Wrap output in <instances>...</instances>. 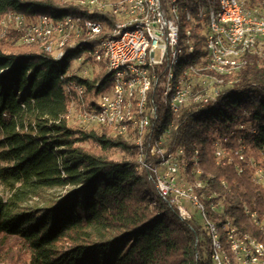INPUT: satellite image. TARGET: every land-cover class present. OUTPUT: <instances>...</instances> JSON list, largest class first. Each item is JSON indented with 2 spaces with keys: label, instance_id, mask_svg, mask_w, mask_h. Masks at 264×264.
I'll return each instance as SVG.
<instances>
[{
  "label": "trees",
  "instance_id": "obj_1",
  "mask_svg": "<svg viewBox=\"0 0 264 264\" xmlns=\"http://www.w3.org/2000/svg\"><path fill=\"white\" fill-rule=\"evenodd\" d=\"M244 1L264 8V0ZM11 10L29 17L90 18L107 26L102 37L115 23L108 12L59 0H0V19ZM14 38L10 33L0 39V180L10 191L8 197L0 194V239L18 236L24 246L6 254L25 264H216L217 240L235 264L227 224L264 244V181L256 176L264 170V56L248 53L242 68L225 77L233 82L199 111L185 108L174 114L161 107L155 125L168 131L169 149L183 147L189 157L198 152L206 182L201 193L215 239L206 223L181 217L160 196L150 172L139 167L134 141L104 126L84 129L66 118L76 86H83L84 98L94 102L112 84L105 65L93 77L72 68L99 39L67 45L56 59L36 45H16ZM203 41L201 25L183 19L181 66L201 60ZM92 61L87 56L85 63ZM220 138L222 157L216 154ZM56 187L65 190L52 203L23 205ZM218 202L221 212L212 207ZM24 248L28 258L21 257Z\"/></svg>",
  "mask_w": 264,
  "mask_h": 264
},
{
  "label": "bare ground",
  "instance_id": "obj_2",
  "mask_svg": "<svg viewBox=\"0 0 264 264\" xmlns=\"http://www.w3.org/2000/svg\"><path fill=\"white\" fill-rule=\"evenodd\" d=\"M61 1H68V3H73L83 8L87 7V11L100 10L113 15L115 17V23L107 34V36H111L113 33V40H123L125 32H138L140 37L144 39L146 51L143 53V61L146 71L142 73L141 76H138V72L135 71L133 65L125 63V60H117V69H113L112 61L106 60L102 55V47L99 42L92 45L85 53L93 59L94 63L104 62L105 69L112 74V84L110 88L102 93L113 91L115 107H117L113 112V120L100 121V115H91L87 119V112L92 111H98V113H101L104 117H111V109L107 107V103L105 102H88L83 95V92H85L83 86L75 87L78 95L77 98L70 101V105L80 104L79 118L82 128H86V126L90 124L104 126L113 134L121 135L134 141L140 149L138 157L139 167L146 168L145 161H142V151L146 146L145 128H147L151 119V109H149V102L146 101L153 100L151 88H153L156 83V64L154 58L156 56L157 41L154 40V32L150 28V25L141 22L150 21L153 18L152 0H134L139 7H129L122 10L109 9L108 3H101V1L88 3L87 0ZM234 3H238V6L248 9L250 19H264V12L254 10V8L247 5L244 0H171V13L174 18L175 35L174 43L172 44L169 73L167 76V87L164 91L163 107L169 109L172 113L175 114L176 99L177 95L181 93V81H183V76L188 72V68L189 75H198V67L196 65L201 62L200 60L189 65L181 66L183 55L186 52L181 44V22L183 19L191 22V24L199 23L201 25V33L204 37L203 49L205 50V55L201 59L203 63H206L209 69V75L215 78L213 79L212 93H219V86L231 84L233 82L232 80L227 81L225 77L235 74L245 64L246 55L251 53L249 42L252 39L258 43V49H264V20H250L249 17H241L240 25L243 32L232 33V40L240 41L238 44H234V42L230 40L231 19L228 18V11L230 9V4ZM17 13L18 11L15 10L7 12L1 19L0 24H4L6 20L7 24H14L15 21H17ZM38 17H49L53 18V20H67L70 18L72 21H95L99 23L98 27L90 31H88V29L70 31L69 37H66L64 41H57L51 48L49 45H39V40L18 39L22 44H33L42 48L53 57H57L56 59L63 57L67 45L74 46L78 41L86 43L95 38L103 39L104 37L101 35L107 28V26L100 21L73 14H65L59 17L41 14L38 15ZM119 24L125 25V29H119ZM186 34V43L190 45L188 53L191 54L195 50V46L191 39V27L187 28ZM36 38H44V30H36ZM216 38L223 43L224 49H219V43ZM183 49L185 50L184 53L180 52V50ZM61 52L63 53L61 54ZM85 54L78 56L76 60L82 59ZM258 55L263 56V54ZM84 63L85 62H79L81 65ZM117 70L119 73H122V80L129 81L126 88H123L122 83H120ZM218 96L214 97V100L211 102L215 101ZM70 105L66 114L68 120L73 116ZM206 105L199 106V108L191 111H199ZM185 108L186 107H178L177 113ZM81 122H84V124H81ZM162 130L163 126L159 127V131H157L155 125H153L151 138L160 139V136H165L168 131ZM167 137L168 135L166 136V142ZM222 141L221 138L218 140V154L225 153L224 149L221 147ZM181 150L184 158L182 179H188L187 189L191 191L192 197L203 198L204 193H201L202 185L198 180V176L190 175L195 168L202 170L199 166L198 152L192 157H189L187 151L183 147H181ZM160 167H164V160L152 162V171H159ZM190 176H192V180ZM256 176L262 181L263 179L261 178H264V170H258ZM205 187L206 182L204 181V188ZM159 194L167 201L164 193ZM168 202L174 206L173 202ZM200 208V219L207 225L212 226L214 238L216 239L218 236L217 230L210 222L208 210L203 199H200ZM179 214L181 217L188 219L186 216L182 215L180 211ZM252 216L254 217V213H252ZM246 242L248 243H245V250L252 251V264H264V260L261 258V256L264 255V244L249 235H246ZM215 244L220 253L221 262L232 264L231 255L226 250L222 249L217 240ZM231 253L234 258L236 255L234 244H231Z\"/></svg>",
  "mask_w": 264,
  "mask_h": 264
},
{
  "label": "built area",
  "instance_id": "obj_3",
  "mask_svg": "<svg viewBox=\"0 0 264 264\" xmlns=\"http://www.w3.org/2000/svg\"><path fill=\"white\" fill-rule=\"evenodd\" d=\"M59 1L68 3V1ZM93 1L108 3L109 9L122 10L129 7H139L134 0H87V3ZM152 4L153 18L150 21L141 22L150 25V28L154 32V40L157 41L156 56L154 58L156 64V83L155 86L151 88L153 100L146 101L149 102V109H151V119L147 128H145L146 146L142 151V161H145L146 168L150 172V176L153 178L158 192L164 193L167 201L173 202L177 210L180 211L182 215L186 216V218H196V215L199 214V216H197L200 219V199L203 198L192 197L191 191L187 189L188 179H182L184 158L181 147L174 149H169L167 147L166 136L168 132L165 136H160V139L151 138L152 127L156 125L160 115V108L163 107V97L167 87V76L169 73L172 44L174 43L175 35L174 18L171 13V0H152ZM85 9H87V7ZM241 17H249L248 9L238 6V3L230 4V9L228 11V18L231 19L230 40H232L233 32H243L240 25ZM250 20L263 21L264 19ZM98 24L99 23L95 21H72L70 18L67 20H53V18L49 17H29L18 12L17 21H15L14 24H7V20L4 24H0V39L5 38L8 33L13 31L17 39L39 40V45H49L51 48L57 41H64L66 37H69L70 31H78L81 29H88V31H90L98 27ZM119 29H125V25L119 24ZM36 30H44V38H36ZM217 41L219 43V49H224L223 43L220 40ZM239 41L240 40H232L234 44H238ZM98 42L102 47V55L106 60L112 61L113 69H117V60H125V63L133 65L135 71L138 72V76L145 73L143 53L146 51V46L144 45V39L140 37L138 32H125L123 40H113L112 33L111 36L99 39ZM249 49H251V53L264 55V49H258V43L253 39L249 42ZM184 51V49L180 50L182 53H184ZM62 53L63 52H61V54ZM87 56L88 55L85 54L82 59L76 61L86 62ZM196 66L198 67V75H189L188 68V72L183 76V81H181V93L177 95L176 99L175 114L177 113L178 107H186L190 110L197 109L199 106L210 103L214 100V97L220 95L222 92L223 86H219V93H212L213 79L215 78L209 75V69L206 63H203L202 59ZM75 73L78 72L76 71ZM117 76L120 77V83H122L123 88H126L129 81L122 80V73H119L118 70ZM95 101L107 103V107L111 109V117H104L101 113H98V111H92L87 112V119L91 115H100V121L113 120V112L117 109V107H115L113 91L101 93ZM81 124H84V122H81ZM216 154L218 157L224 155L218 154L217 151ZM157 160H164V167H160L159 171H152V162H157ZM190 175L198 176V180L201 182L202 188H204V180L201 178L202 170L195 168ZM209 197H212V195ZM213 209L221 212L222 204L220 202L213 204ZM208 226L213 232L212 226ZM226 228L229 230V241L231 244H234V251L236 254H238L241 249L246 251L245 243H248L246 242V235H238L236 229L234 227L230 228L228 224ZM246 253L248 256V262H246V264H252V251H246ZM214 260L216 264H226V262H221L220 253L217 248L214 254Z\"/></svg>",
  "mask_w": 264,
  "mask_h": 264
},
{
  "label": "rangeland",
  "instance_id": "obj_4",
  "mask_svg": "<svg viewBox=\"0 0 264 264\" xmlns=\"http://www.w3.org/2000/svg\"><path fill=\"white\" fill-rule=\"evenodd\" d=\"M254 10H259V11L264 12V8L261 6L255 7ZM1 19H0V21H1ZM10 33H13V31H11ZM10 33H8V35L5 38H7ZM16 38H17V36H16ZM16 38H14V39H16ZM16 41H17L16 45H23L21 42H19L18 39H16ZM31 45H33V44H31ZM104 65H105L104 62H97V63L91 62L90 64L84 63L83 65H81V64H79V62L74 61L72 63V68L74 71L76 70L77 72L82 73L85 76L93 77L95 74L102 71V68L104 67ZM70 107H71V111L73 112V116L69 119V122L71 124L80 126V118H79L80 104H74V105L71 104ZM97 127H98L97 125L90 124V125H87L86 128H84V129L90 130V129H95ZM86 145L88 147H90L91 144L87 143ZM2 165H4V163L0 162V166H2ZM263 181H264V179H263ZM64 190L65 189H63V188H57V187L43 190V192H41L39 195L33 196L30 199H28L27 201H25L23 203V205L29 206V207H36V206H43L46 204H50L53 201L57 200L59 198V196L64 192ZM0 194H2L4 197H8L10 195V191L5 187V185L2 183L1 180H0ZM197 215L199 216V214H197ZM197 215H196V218H198V220L200 222H202L201 219H199V217ZM23 246H24L23 242H22L21 238L18 236H10L7 239H0V257H1L0 258V264H25V261L20 259V257L18 259L12 255L5 253L6 251H9L12 249H20ZM22 251L23 252H22L21 257L28 258L29 252L27 251V249L24 248V250H22ZM2 257H4V258H2ZM233 262L235 264H246V262H248V256H247L246 251H244L243 249L239 250V253L234 256ZM26 264H31V263L28 262Z\"/></svg>",
  "mask_w": 264,
  "mask_h": 264
}]
</instances>
